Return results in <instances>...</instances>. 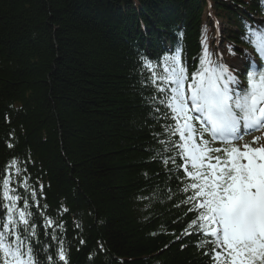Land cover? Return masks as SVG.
Segmentation results:
<instances>
[{"label":"trees","instance_id":"trees-1","mask_svg":"<svg viewBox=\"0 0 264 264\" xmlns=\"http://www.w3.org/2000/svg\"><path fill=\"white\" fill-rule=\"evenodd\" d=\"M256 18L264 0H0V174L15 158L21 195L25 178L43 185L41 208L29 201L34 244L55 257L62 240L67 264H210L199 238L182 235L195 214L181 174L161 162L171 120L145 61L162 74L180 50L190 80L204 48L209 67L244 49L259 58ZM223 66L247 87L249 68Z\"/></svg>","mask_w":264,"mask_h":264},{"label":"snow or ice","instance_id":"snow-or-ice-1","mask_svg":"<svg viewBox=\"0 0 264 264\" xmlns=\"http://www.w3.org/2000/svg\"><path fill=\"white\" fill-rule=\"evenodd\" d=\"M254 35L256 50L264 58V33ZM209 56L204 48L202 67L190 80L180 50L164 58L162 74L145 61L151 83L162 97L158 103L168 109L162 115L171 120L164 126L168 139L159 141L168 153L161 162L183 178L181 191L187 195L181 203L195 218L182 235L199 238L197 247L210 264H264V144L252 146L260 137L242 147L232 144L244 134L264 129V71L248 72L247 87L238 90L240 81L226 66L209 67ZM152 100L156 102V97ZM197 121L200 129L194 126ZM206 133L210 140L204 138ZM217 140L226 146L212 147ZM12 170L15 178L23 171L15 158L0 174V264H67L62 240L55 257L47 254L50 245L33 243L37 232L29 201L41 208L37 196L43 195V185L34 188L25 178L21 184L27 195H21L13 186ZM53 224L45 217L46 227ZM56 227L62 229L63 224ZM50 235L57 240L54 232Z\"/></svg>","mask_w":264,"mask_h":264},{"label":"rangeland","instance_id":"rangeland-1","mask_svg":"<svg viewBox=\"0 0 264 264\" xmlns=\"http://www.w3.org/2000/svg\"><path fill=\"white\" fill-rule=\"evenodd\" d=\"M260 144H264V139H260L258 144H255V147L259 146Z\"/></svg>","mask_w":264,"mask_h":264},{"label":"bare ground","instance_id":"bare-ground-1","mask_svg":"<svg viewBox=\"0 0 264 264\" xmlns=\"http://www.w3.org/2000/svg\"><path fill=\"white\" fill-rule=\"evenodd\" d=\"M217 48H218V47L216 46V47L214 48V51L217 50Z\"/></svg>","mask_w":264,"mask_h":264}]
</instances>
